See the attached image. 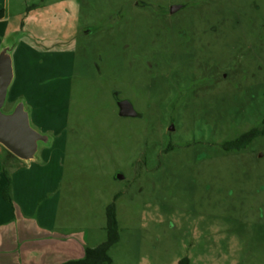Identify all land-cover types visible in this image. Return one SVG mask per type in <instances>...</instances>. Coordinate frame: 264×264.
<instances>
[{
    "label": "rangeland",
    "instance_id": "obj_1",
    "mask_svg": "<svg viewBox=\"0 0 264 264\" xmlns=\"http://www.w3.org/2000/svg\"><path fill=\"white\" fill-rule=\"evenodd\" d=\"M0 10L16 74L3 110L22 100L51 139L28 165L29 199L39 183L40 208L60 199L64 224L94 246L117 194L112 264H264V135L222 149L264 129V0H0ZM121 99L136 117L118 115Z\"/></svg>",
    "mask_w": 264,
    "mask_h": 264
},
{
    "label": "crops",
    "instance_id": "obj_2",
    "mask_svg": "<svg viewBox=\"0 0 264 264\" xmlns=\"http://www.w3.org/2000/svg\"><path fill=\"white\" fill-rule=\"evenodd\" d=\"M3 18V11L0 10V22ZM3 34L0 32V49L8 40H5L7 36L2 38ZM15 79L14 68L10 86ZM34 160H15L17 163L14 164L13 158L3 155L0 145V264H61L83 257L85 247L89 246L85 233L76 227H67L59 216L57 208L60 206V199L55 198L51 206L40 208V199L43 200L44 196L42 191L40 193L39 183L33 188L34 196L29 199L32 186L28 177V165ZM3 163L15 166L9 170L11 201L3 196V190L8 184ZM33 177L38 182L36 173ZM48 192L53 193L54 189L51 188ZM35 206H38L36 214L32 213Z\"/></svg>",
    "mask_w": 264,
    "mask_h": 264
},
{
    "label": "water",
    "instance_id": "obj_3",
    "mask_svg": "<svg viewBox=\"0 0 264 264\" xmlns=\"http://www.w3.org/2000/svg\"><path fill=\"white\" fill-rule=\"evenodd\" d=\"M181 8V5L170 6V13ZM13 41L8 39L0 49V145L23 162L36 158L38 143L50 144V137L45 136L30 125L29 115L22 100L16 101L13 107L4 111L9 86L13 80V64L11 52ZM118 115L136 117L138 115L133 104L127 99L117 101ZM172 129V127H170ZM122 179L123 175L118 174Z\"/></svg>",
    "mask_w": 264,
    "mask_h": 264
},
{
    "label": "trees",
    "instance_id": "obj_4",
    "mask_svg": "<svg viewBox=\"0 0 264 264\" xmlns=\"http://www.w3.org/2000/svg\"><path fill=\"white\" fill-rule=\"evenodd\" d=\"M261 135H264V129L252 128L240 134L238 137L224 142L222 144V149L225 151H238L244 149L250 144V142H252L254 138ZM3 149L9 157L13 158L16 161H20V159L15 157L4 147ZM2 167L8 181V184L3 190V196L6 200L11 201L9 169L6 167L5 163L2 164ZM14 167L15 166H13V168ZM116 198L117 194H115L113 200L105 206V239L95 246H86L83 257L78 259H71L61 264H112V259L109 255V249L120 239L119 225L116 215ZM178 264H189V259L187 257H184L179 260Z\"/></svg>",
    "mask_w": 264,
    "mask_h": 264
}]
</instances>
